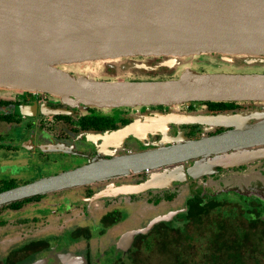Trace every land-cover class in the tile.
I'll list each match as a JSON object with an SVG mask.
<instances>
[{"label":"water","instance_id":"obj_1","mask_svg":"<svg viewBox=\"0 0 264 264\" xmlns=\"http://www.w3.org/2000/svg\"><path fill=\"white\" fill-rule=\"evenodd\" d=\"M206 54H220L229 62L237 58L246 64L264 63V0H0V88L47 92L73 108L202 101L264 104V73L185 67L175 78L99 80L70 72L71 66L98 61L117 69L120 61L137 57L160 61L154 66L133 63L134 67L173 69L183 58ZM51 112L66 114L71 110L55 108ZM252 119L258 121L252 123ZM212 121L235 127L112 158L98 154L84 166L0 192V207L175 164L185 167L187 162L205 159L208 167L213 155L264 146V111L213 116ZM221 164L227 166V162ZM166 183L150 181L126 190L140 192ZM228 189L243 193L237 186ZM246 191L249 193L248 188ZM250 192L264 198L262 188L254 187ZM177 212L155 217L126 238L132 241L134 234L149 231ZM80 259L83 257L69 252L64 262L75 264Z\"/></svg>","mask_w":264,"mask_h":264},{"label":"flooded vegetation","instance_id":"obj_2","mask_svg":"<svg viewBox=\"0 0 264 264\" xmlns=\"http://www.w3.org/2000/svg\"><path fill=\"white\" fill-rule=\"evenodd\" d=\"M143 58V59H142ZM149 58H133L132 63H147L156 65L157 59L151 63ZM146 59V60H144ZM150 62V63H149ZM158 70H149L143 67H134L135 74L148 73L153 76L165 75ZM107 74H116L114 68H105ZM139 79L134 77L126 80H159L168 77ZM115 80V79H99ZM209 102H188L180 105H159L98 108L90 106L70 107L66 106L60 97L39 90H17L0 88V192L9 190L19 185L34 181L41 177L55 175L66 170L84 166L91 158L100 154L105 158L116 155H125L131 152H140L159 147V143H178L179 139L189 138L196 140L203 135H214L234 128V125L225 126L215 124L213 116L242 114L249 115L264 111V104L253 101H219L224 104L215 106ZM55 108H67L71 110L66 114H52ZM186 118V119H185ZM186 120V121H185ZM258 120L252 119L251 122ZM209 122V123H208ZM227 162V166L221 163ZM206 160L191 161L163 167L160 171L147 170L138 174L119 176L87 184L79 187L68 188L49 192L42 195L11 203L0 207V264H67L65 255L69 252L76 256H82L75 264H93L97 256L91 257L89 242L79 250L68 248L73 242L82 243L83 240L94 236V227H101L98 233H105L114 227L122 219V208H128L136 203V197L148 195L145 202L151 204L154 200L172 201L179 190L180 183H190L189 198L200 193L205 196L227 193L231 186H225L233 176L244 177L245 171H252L256 182L264 184V146L252 147L230 153L213 155L207 167ZM56 167H62L59 170ZM193 169V170H192ZM186 170L187 172H183ZM262 176L257 174V171ZM190 171L193 174H189ZM253 174V175H252ZM139 176L140 179L135 178ZM243 180V179H241ZM150 181L169 182L164 187L149 188L136 195V192L127 191L128 187L145 184ZM248 181L246 179L243 180ZM248 183V182H247ZM202 184L208 190L203 192ZM219 184V188L217 186ZM222 184V185H221ZM252 184V185H251ZM243 186L240 193L250 200L258 201L260 197L250 192L254 188L253 182ZM210 187V188H209ZM249 187V188H248ZM253 187L252 189H250ZM84 189L80 196L86 204L81 212L71 213L66 207L73 201L68 194H74V189ZM217 188V189H216ZM246 188L249 189L247 193ZM195 189H201L198 192ZM236 192V190H234ZM154 192H157L154 194ZM233 192V191H232ZM238 192V191H237ZM234 193V192H233ZM58 196L60 203L57 207L40 208V214L26 215L25 205L39 203L45 198ZM188 198V199H189ZM120 199V202L117 200ZM65 203H63V202ZM102 201V202H101ZM100 202L103 208H99ZM257 203V202H256ZM258 203H260L258 201ZM52 204V201H51ZM186 205L184 208H186ZM57 211V212H56ZM184 210L181 211L183 213ZM55 213V214H52ZM83 214L87 225H70L77 238L71 240L70 245H62L58 235L49 233L46 236L33 237L29 233L34 229L26 228L35 221H45L46 216L55 215L59 218L57 226L67 223V218L77 214ZM90 219V220H89ZM53 220V219H52ZM152 220V219H151ZM150 220V221H151ZM150 221L140 228H145ZM145 233L134 234L132 241L125 242V246L116 249L112 255L111 264H124L122 256H128L129 261L135 262V255L129 251L138 241L145 240L155 225ZM52 240H55L53 242ZM121 250L120 252H118ZM45 262V263H44ZM95 264V263H94Z\"/></svg>","mask_w":264,"mask_h":264},{"label":"rangeland","instance_id":"obj_3","mask_svg":"<svg viewBox=\"0 0 264 264\" xmlns=\"http://www.w3.org/2000/svg\"><path fill=\"white\" fill-rule=\"evenodd\" d=\"M143 59V58H142ZM159 60V58H149L151 63H154L156 60ZM149 62V63H150ZM118 64H120V67L115 69L116 74H107L105 72V68L109 67L106 63L102 61L98 62H89L85 64H80V65H74L70 67V72L72 73H81V74H87L89 76L95 77L97 79H125L128 77H134V78H139V79H148L150 76H153V74H148V73H142V74H135L132 73L133 71V63L132 60H125V61H120ZM185 67H190L193 69L197 70H204L208 72H232V73H264V63H254V64H246L241 59L235 60V62H229L224 60L220 54H206V55H201L197 57H188V58H183L182 63H179V65L176 68L173 69H162L160 71L161 74L165 75H158V76H153L154 78H159L161 77H168V78H175L178 76V74L185 68ZM112 68V67H111ZM167 68V67H166ZM135 72V71H133ZM58 170L62 167H56ZM252 171H245L242 176L244 177H239V176H233L229 181L225 182V186H237L238 184L243 186H247L248 184H251L253 182V186L255 188H262L264 191V184H260V182H256L254 180V176L250 177ZM257 174L262 176V173L257 171ZM253 175V174H252ZM264 178V177H262ZM136 180H139L140 177L137 176L135 178ZM241 179H246L248 181H244ZM248 182V183H247ZM222 185V184H221ZM252 185V184H251ZM192 184L188 183H180L179 184V190L176 194V197L170 201H159L158 203L157 200H154L151 204H147L145 202V197L148 195H143L141 197L137 196L136 197V203H132L128 208H122V214L123 217L121 220L118 221L117 224H115L114 227L109 228V230L105 233H98L97 231H100L101 227H94L93 230L95 231L94 236L91 239H86L83 240L82 243L79 242H73L71 245V240L74 238H77V235L74 234L73 232V226L74 224H82V225H87L89 222L85 221L86 218L83 217V214H77L71 216V218H67V223L63 226H57V223L59 222V218L55 217V215H48L46 216L45 221H35L34 223H31L30 226L26 228V234L28 233L29 229H34L35 231L32 233H29L33 237H40V236H46L49 233L52 235H58L59 240L62 245H70L68 248L71 250H79L81 247L83 248L88 242H89V247L91 252V257L97 256L95 260V264H111L109 263L112 259V255L117 252L116 249L119 247L125 246V242L127 241L128 238L126 236L129 235L132 231H136L141 229V226L146 225L151 219H154L157 216L160 215H166L168 213H173L175 211H178L177 214H175L170 220H163L166 224L170 226H179L182 222V215L185 211L186 208V202L189 198V192L190 187H192ZM202 188H204L203 192L207 191H214L213 189L208 190L204 184H202ZM219 188V184H217ZM210 188V187H209ZM249 188V187H248ZM251 187L250 189H252ZM217 189V188H216ZM201 189H195V191H199ZM72 191L68 192L66 195H70L73 198V201L70 203L66 204L67 208H70L72 210L71 213L75 212H81L82 207L86 204V202L83 201V199L80 198L81 195H83L84 189H74ZM141 192H136V195H139ZM157 192H154L156 194ZM226 195V194H225ZM234 195V194H233ZM227 197L230 196L226 195ZM258 196V195H257ZM260 196H258L259 198ZM232 199V196H230ZM261 202L262 208H264V198L259 199ZM52 201V204H51ZM63 202V201H62ZM102 202V201H101ZM100 202L99 208H103V204ZM117 202H120V199L117 200ZM60 203V199H58L57 195H54L52 197L45 198L39 203H28L25 205L26 208V215H34V214H40V211L38 209L40 208H49L51 205L52 207H57ZM65 203V202H63ZM82 206V207H81ZM184 210L183 213L181 211ZM57 212V211H56ZM55 214V213H52ZM53 219V220H52ZM90 220V219H89ZM70 225H73L72 227ZM97 230V231H96ZM55 242V240H52ZM116 245V249L113 247ZM143 244L141 242H137L136 245L133 247L132 250L129 251L130 254L127 255H135V258L137 256H144L145 258L147 255L144 253H140L138 255V252H141ZM1 247V246H0ZM121 254V250H119ZM94 254V256L92 255ZM141 256V257H142ZM122 260H124V264H133V261H129L128 256H122ZM154 261V260H153ZM160 261V260H157ZM156 262V261H155ZM93 263V264H94Z\"/></svg>","mask_w":264,"mask_h":264},{"label":"trees","instance_id":"obj_4","mask_svg":"<svg viewBox=\"0 0 264 264\" xmlns=\"http://www.w3.org/2000/svg\"><path fill=\"white\" fill-rule=\"evenodd\" d=\"M227 191L232 199L227 193L190 197L181 224L155 225L145 240L139 241L143 246L138 255L147 256H137L133 264H264V208L260 200Z\"/></svg>","mask_w":264,"mask_h":264}]
</instances>
